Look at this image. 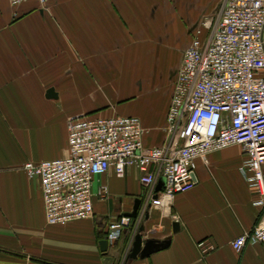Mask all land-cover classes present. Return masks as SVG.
<instances>
[{"label":"crops","instance_id":"obj_1","mask_svg":"<svg viewBox=\"0 0 264 264\" xmlns=\"http://www.w3.org/2000/svg\"><path fill=\"white\" fill-rule=\"evenodd\" d=\"M180 2L17 7L0 0V264H264L261 245L230 248L263 214L240 177L245 156L237 145L196 161L198 184L162 209L142 207L145 189L135 169L126 168L121 179L111 170L95 176L92 217L66 225L45 223L39 181L21 170L66 156L71 117H136L144 147L163 144L167 86L199 26ZM136 199V219L129 217L130 226L102 249L109 223L128 217ZM136 234L141 247L151 240L163 248L131 259ZM204 240L214 250L201 257L195 246Z\"/></svg>","mask_w":264,"mask_h":264},{"label":"built area","instance_id":"obj_2","mask_svg":"<svg viewBox=\"0 0 264 264\" xmlns=\"http://www.w3.org/2000/svg\"><path fill=\"white\" fill-rule=\"evenodd\" d=\"M6 1L45 7L55 0ZM221 6L213 27L202 22L183 51L160 147H144L136 117L78 116L68 119L64 158L22 166L24 175L39 181L47 225L91 218V181L108 170L121 179L126 168L135 169L145 189L142 207L162 209L198 184L196 161L205 163L208 153L237 145L245 156L240 177L257 194L253 205L263 214L230 248L264 247V0H223ZM158 182L161 190L154 192ZM129 219L109 223L107 243L120 237ZM195 247L201 257L214 250L207 240Z\"/></svg>","mask_w":264,"mask_h":264},{"label":"rangeland","instance_id":"obj_3","mask_svg":"<svg viewBox=\"0 0 264 264\" xmlns=\"http://www.w3.org/2000/svg\"><path fill=\"white\" fill-rule=\"evenodd\" d=\"M221 2L222 0H181L180 5L182 4L187 8V11L191 14L190 17L196 21L197 25L200 26L202 22H206L210 24L209 28H211L215 23L217 14L220 12ZM170 87H172L171 80L167 88L170 90Z\"/></svg>","mask_w":264,"mask_h":264},{"label":"water","instance_id":"obj_4","mask_svg":"<svg viewBox=\"0 0 264 264\" xmlns=\"http://www.w3.org/2000/svg\"><path fill=\"white\" fill-rule=\"evenodd\" d=\"M161 186L162 183L158 182L156 189L154 192H159L161 190ZM141 204V200L140 199H136L134 206L131 209V213L128 214L127 216L132 218V220L136 219V215H137V209L139 207V205ZM173 233L177 230V224L173 225ZM106 245V241H101L100 242V246L103 249V247H105ZM141 238L139 237L138 234H136L134 236V243L133 246L131 248V254H130V258L135 260L137 259V257L139 258H145V257H149L152 253H154L155 251H157L158 249H162L163 247L161 246L160 243L156 242V241H151L145 243L142 247H141Z\"/></svg>","mask_w":264,"mask_h":264},{"label":"bare ground","instance_id":"obj_5","mask_svg":"<svg viewBox=\"0 0 264 264\" xmlns=\"http://www.w3.org/2000/svg\"><path fill=\"white\" fill-rule=\"evenodd\" d=\"M164 210V209H163Z\"/></svg>","mask_w":264,"mask_h":264},{"label":"trees","instance_id":"obj_6","mask_svg":"<svg viewBox=\"0 0 264 264\" xmlns=\"http://www.w3.org/2000/svg\"><path fill=\"white\" fill-rule=\"evenodd\" d=\"M122 234V233H121Z\"/></svg>","mask_w":264,"mask_h":264}]
</instances>
